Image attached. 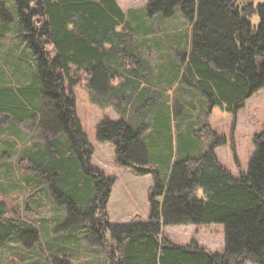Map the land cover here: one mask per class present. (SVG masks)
<instances>
[{
	"label": "trees",
	"instance_id": "1",
	"mask_svg": "<svg viewBox=\"0 0 264 264\" xmlns=\"http://www.w3.org/2000/svg\"><path fill=\"white\" fill-rule=\"evenodd\" d=\"M2 6L0 28L15 21L14 15L18 34L33 55L35 72L22 86L13 87L11 79L0 77V114L4 119L38 118L42 140L22 147L23 167L65 205L67 222L87 225L90 241L108 264H264V126L253 136L247 169L237 175L213 151L223 137L213 138L199 155L173 159L169 139V149L161 147L153 156L164 173L168 170L167 176L145 166L152 156L141 138V126L165 96L161 87L150 86L154 68L148 64L146 43L129 41L131 31H138L133 19L151 17L155 23L154 17H171L179 10L191 24L187 46L175 52L182 69L180 80L207 98V114L214 105L235 111L264 88L263 2L146 0L144 13L128 21L115 0H14V14L2 12ZM254 13L257 24L249 19ZM157 68L160 74L170 70L163 64ZM83 72L89 73L86 87L92 102L111 107L119 116L98 123L97 139L114 145L118 166L154 178L146 221L110 224L107 220L112 180L90 164L92 148L77 118L71 90ZM160 110L151 118L157 127L166 119L169 123L167 111ZM16 129L13 123L0 129L10 135L9 148L17 143V135L12 137L19 133ZM185 223H222L223 251H209L195 240L178 244L162 232L164 225ZM77 237L71 232L62 239L68 245ZM15 239L42 244L34 226L0 198V246ZM67 257L54 260L71 264Z\"/></svg>",
	"mask_w": 264,
	"mask_h": 264
},
{
	"label": "rangeland",
	"instance_id": "2",
	"mask_svg": "<svg viewBox=\"0 0 264 264\" xmlns=\"http://www.w3.org/2000/svg\"><path fill=\"white\" fill-rule=\"evenodd\" d=\"M250 1L254 4L264 3V0ZM115 2L124 12L133 10L131 12H138V15L143 14L140 9H144L146 4V0ZM0 3L3 4L4 11L10 10L13 14L16 11L14 0H0ZM12 16L15 21L6 23L7 28H0V77L3 76V81L11 79L10 84L15 87L25 85L32 79L35 62L30 49L19 36L20 27L14 15ZM154 18L155 23L151 17L145 21L143 19L137 21L139 29L136 32L131 31L133 37L129 38V41L132 40L131 44L142 45L143 41L146 43L144 50L148 54V64L154 68L150 86H155V89L161 87L165 96L166 103L161 102V105L153 109L145 123L150 129L157 127L151 124V118L161 107L162 111H167L170 124L166 119L159 125L157 133L147 134L143 139L152 156L145 166H157L163 175V167L153 161V156L155 158L161 147L163 150L169 149L170 140L173 159L183 155H199L210 147L213 138L223 137L224 142L213 147L217 159L235 175L239 171H245L254 150L253 136L264 126V88L244 99L235 111H227L220 105H214L207 114V98L180 80L182 69L178 59H175L176 50L184 49L188 44L191 24L182 17L179 10L171 17ZM249 19L253 24H257L258 15L254 13ZM144 28H148L149 32L143 31ZM156 44L159 45L155 46ZM164 61H168L170 70H162L163 73L160 74V69L157 68L156 71V67L164 65ZM168 64L165 63V69H168L166 68ZM88 75L89 73L83 72L81 80L75 83L71 90L75 97L77 118L93 147L90 164L101 170L106 177L113 179L105 205L107 220L110 224L146 221L149 211L148 193L154 184V178L151 174L140 175L130 167L118 166L115 163L114 145L97 139L98 123L104 117L116 121L119 116L111 107L97 104L99 101L92 102L86 87ZM0 115L3 118L0 129L13 123L19 132L12 135V137L17 135L18 140L9 148L6 143L11 141L10 135L0 131V198L7 199L9 207L18 213L22 221L28 225L32 224L42 238L41 247L32 241L27 244L28 242L18 239L1 245L0 264H56L54 259L64 254L68 255L67 259L71 264H108L103 252L98 250V245L90 241L88 232L91 231L85 230L87 225L67 222L65 205L56 201L45 183L35 185L38 180H35L34 173L23 167L22 159L19 158L22 147L42 140L38 118L4 119L5 116ZM180 134L187 139H182ZM190 140H193V143ZM157 199L160 200L159 197ZM71 232H77V241L73 240L67 245L64 242L66 240L62 238ZM162 232L178 244L195 240L212 252H222L224 249L222 223L169 224L162 226ZM56 247L61 248L54 254Z\"/></svg>",
	"mask_w": 264,
	"mask_h": 264
},
{
	"label": "bare ground",
	"instance_id": "3",
	"mask_svg": "<svg viewBox=\"0 0 264 264\" xmlns=\"http://www.w3.org/2000/svg\"><path fill=\"white\" fill-rule=\"evenodd\" d=\"M2 10V12H5L4 11V9H3V6H2V8H1ZM138 18H139V16H138ZM8 23V22H7ZM165 60H167V59H165ZM164 63V65H165V63L166 64H168V61H164L163 62ZM165 101H163V103H164ZM166 103V102H165ZM158 105H161V102L160 103H158L157 104V106ZM156 106V107H157ZM219 107V106H218ZM160 109H161V107H160ZM160 112H161V110H160ZM171 116V115H170ZM171 118V117H170ZM171 121H172V118H171ZM169 124V123H168ZM170 125V124H169ZM158 127H159V125H158ZM158 127L156 128H153L152 127V129H150V127L148 126L147 127V124L145 123V124H143L142 126H141V138H142V140L146 137V135L148 134V135H151V134H154V133H157L158 132ZM90 144V143H89ZM90 146H91V148H92V153L90 154V159H91V156H92V154H93V147H92V145L90 144ZM147 151H148V149H147ZM149 152V151H148ZM157 167V166H156ZM157 169V171H158V168H156ZM159 172V171H158ZM168 174V170H167V172H165V173H163V177L164 176H167V174ZM148 174H151V173H148ZM152 175V174H151ZM153 177V176H152ZM161 175H160V178H163ZM36 179L35 180H37V177H35ZM108 178V177H107ZM109 179H111V178H109ZM112 181H113V179H111ZM37 182V181H36ZM154 185V184H153ZM153 187V186H152ZM151 187V188H152ZM158 198V197H157ZM156 198V199H157ZM159 198H160V200H159V202H161V200H162V198H161V196H159ZM158 200V199H157ZM35 245H36V243H35Z\"/></svg>",
	"mask_w": 264,
	"mask_h": 264
},
{
	"label": "crops",
	"instance_id": "4",
	"mask_svg": "<svg viewBox=\"0 0 264 264\" xmlns=\"http://www.w3.org/2000/svg\"><path fill=\"white\" fill-rule=\"evenodd\" d=\"M145 9V8H144ZM144 9L143 8H141L140 9V11H142L141 13H144ZM131 11H133V10H126L125 12L122 10V12L124 13V15H125V19L128 21V19L130 18V20H131V16H132V18L135 16L136 17V15H138V12L137 13H132ZM134 20V24H135V26H136V28L137 29H139L137 26L139 25L138 24V22H137V20L136 19H133ZM134 32V31H133ZM30 144V143H29ZM35 185H37V186H39L37 183L35 184Z\"/></svg>",
	"mask_w": 264,
	"mask_h": 264
}]
</instances>
